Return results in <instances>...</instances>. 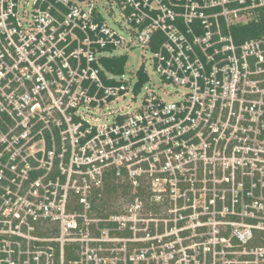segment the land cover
Instances as JSON below:
<instances>
[{
	"label": "built area",
	"instance_id": "built-area-1",
	"mask_svg": "<svg viewBox=\"0 0 264 264\" xmlns=\"http://www.w3.org/2000/svg\"><path fill=\"white\" fill-rule=\"evenodd\" d=\"M262 13L0 0V264H264ZM135 46L174 94L108 68Z\"/></svg>",
	"mask_w": 264,
	"mask_h": 264
},
{
	"label": "rangeland",
	"instance_id": "rangeland-1",
	"mask_svg": "<svg viewBox=\"0 0 264 264\" xmlns=\"http://www.w3.org/2000/svg\"><path fill=\"white\" fill-rule=\"evenodd\" d=\"M104 2H105V0H100V3L104 4ZM114 18L115 19L120 18V12L117 8L115 9ZM109 22L111 24H113L112 23L113 21L111 18L109 19ZM120 30H122L121 33L123 36L128 37V34L125 31V29H120ZM122 53L128 54V61L126 63V69H125L126 70V72H125L126 77H128V78L132 77V80H135L136 72L140 68L145 67L150 72L151 86L153 87V89H155L157 91H161V92L165 90L166 92L174 94V90L176 87L165 82L163 79H161L162 77L155 72V70L152 66L153 53L149 48L141 47V46H135L133 48L127 49L126 47H121L115 51V54H117V55H120ZM145 90L146 89L144 87L137 93V99H135V100H133V102H131L132 106H135L136 104H138L140 102L141 97H142ZM128 101H129V97H127L126 99L117 103L116 106H121V105L125 106Z\"/></svg>",
	"mask_w": 264,
	"mask_h": 264
},
{
	"label": "trees",
	"instance_id": "trees-1",
	"mask_svg": "<svg viewBox=\"0 0 264 264\" xmlns=\"http://www.w3.org/2000/svg\"><path fill=\"white\" fill-rule=\"evenodd\" d=\"M236 32L242 33L243 39H237L238 41H243L245 38L260 36L264 33V13H262L260 19L258 21H252L248 24L241 25L236 28ZM128 57L127 55H119L116 57H109L105 59V63L108 65V68L115 73H123L125 70V66L127 63ZM141 75L143 73L141 72ZM110 189L109 186H107Z\"/></svg>",
	"mask_w": 264,
	"mask_h": 264
}]
</instances>
